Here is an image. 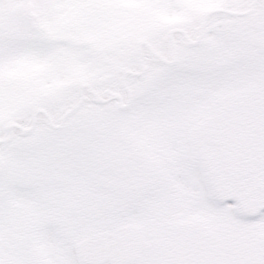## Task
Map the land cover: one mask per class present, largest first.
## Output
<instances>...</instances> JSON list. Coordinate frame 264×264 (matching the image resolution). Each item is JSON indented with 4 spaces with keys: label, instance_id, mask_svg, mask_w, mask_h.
Instances as JSON below:
<instances>
[{
    "label": "snow or ice",
    "instance_id": "1",
    "mask_svg": "<svg viewBox=\"0 0 264 264\" xmlns=\"http://www.w3.org/2000/svg\"><path fill=\"white\" fill-rule=\"evenodd\" d=\"M0 264H264V0H0Z\"/></svg>",
    "mask_w": 264,
    "mask_h": 264
}]
</instances>
